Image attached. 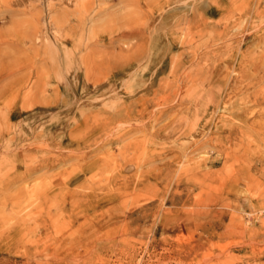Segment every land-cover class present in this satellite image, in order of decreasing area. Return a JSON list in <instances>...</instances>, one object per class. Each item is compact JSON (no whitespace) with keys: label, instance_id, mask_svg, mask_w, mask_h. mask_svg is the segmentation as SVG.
I'll use <instances>...</instances> for the list:
<instances>
[{"label":"rangeland","instance_id":"obj_1","mask_svg":"<svg viewBox=\"0 0 264 264\" xmlns=\"http://www.w3.org/2000/svg\"><path fill=\"white\" fill-rule=\"evenodd\" d=\"M135 1L75 0L69 9L60 0H35L33 17L0 2V68L27 55L35 65L16 71L19 80L0 79V264H264V0ZM44 27L47 43L38 41ZM30 29L32 44L24 36ZM109 58L119 71L100 70ZM125 107L130 117H114Z\"/></svg>","mask_w":264,"mask_h":264},{"label":"bare ground","instance_id":"obj_2","mask_svg":"<svg viewBox=\"0 0 264 264\" xmlns=\"http://www.w3.org/2000/svg\"><path fill=\"white\" fill-rule=\"evenodd\" d=\"M39 1H40V0H39ZM44 1H45V0H44ZM60 1H63V3L66 2V6H69V9H70V5L74 4V1H75V0H68V1H66V0H60ZM76 1H77V0H76ZM82 1H83V0H82ZM85 1H86V0H85ZM131 1H132V0H131ZM133 1H134V0H133ZM136 1H137V0H136ZM136 1H135V2H136ZM138 1L140 2V1H142V0H138ZM174 1H176V0H174ZM177 1H178V0H177ZM256 1H257V0H256ZM0 2H2L1 4H3V2H4L5 5H7V6H11V5L14 6V7H15V10H16L15 12H17L18 14H22V15H30V14L32 13V11H35L34 8H35V6H36L35 3H34L35 0H0ZM53 2H54V1H53ZM145 2H147V0H145ZM145 2H144V3H145ZM148 2H149V1H148ZM178 2H179V1H178ZM189 2H190V1H189ZM198 2H200V1H198ZM198 2H196V3H198ZM260 2L262 3V1H260ZM42 3H43V2H42ZM42 3H41V5H43ZM58 3H59V1H58ZM137 3H138V2H137ZM137 3H136V4H137ZM196 3H194V4H196ZM201 3H202V1H201ZM254 3H255V2H254ZM263 3H264V2H263ZM37 4H38V3H37ZM45 4H46V2H45ZM187 4H188V2H187ZM192 4H193V3H192ZM259 4H260V3H259ZM47 5H48V4H47ZM50 5H51V4H50ZM74 5H75V4H74ZM87 5L89 6V4H87ZM87 5H86V6H87ZM137 5H139V4H137ZM137 5H136V6H137ZM149 5H150V4H147V6H149ZM196 5H197V4H196ZM261 5H262V4H261ZM136 6H134L133 8H136ZM42 7H43V6H42ZM58 7H59V6H58ZM62 7H63V6H62ZM64 7H65V5H64ZM71 7H72V6H71ZM139 7L142 8L140 5H139ZM149 7L152 9L151 6H149ZM193 7H194V6H193ZM254 7H255V6H254ZM256 7H257V5H256ZM53 8H54V7H53ZM67 8H68V7H67ZM177 8H178V7H177ZM190 8H191V7H190ZM245 8H246V7H245ZM247 8H248V6H247ZM39 9H41V8H39ZM142 9H143V8H142ZM46 10H47V9H46ZM102 10H103V9H102ZM133 10H134V9H133ZM135 10H136V9H135ZM138 10H139V9H138ZM138 10H137V11H138ZM140 10H141V9H140ZM254 10H255V9H254ZM257 10H258V9H257ZM257 10H256V12H257ZM37 11H38V10H37ZM40 11H41V10H40ZM50 11H51V10H50ZM50 11H49V12H50ZM57 11H58V10H57ZM59 11H62V12H63V10H61V9H60ZM127 11H128V10H127ZM127 11H126V12H127ZM149 11H150V10H149ZM93 12H94V11H93ZM95 12H96V11H95ZM95 12H94V13H95ZM106 12H107V10H106ZM106 12H105V13H106ZM128 12H129V11H128ZM143 12H144V11H143ZM196 12H197V11H196ZM47 13H48V12H47ZM57 13H59V12H57ZM60 13H61V12H60ZM137 13H138V12H137ZM141 13H142V12L140 11V14H141ZM150 13H151V12H150ZM198 13H200V12H198ZM39 14H40V13H39ZM110 14H111V13H110ZM144 14H145V13H144ZM152 14H154V13H152ZM22 15H21V16H22ZM40 15H41V14H40ZM54 15H55V14H54ZM65 15H66V14H65ZM101 15H102V14H101ZM127 15H128V14H127ZM192 15H193V14H192ZM198 15H199V14H198ZM258 15H259V14H258ZM30 16H31V15H30ZM47 16H48V15H47ZM52 16H53V15H52ZM52 16H51V20H52ZM63 16H64V15H63ZM98 16H99V15H98ZM130 16H131V15H130ZM132 16H134V15L132 14ZM196 16H197V15H196ZM19 17H20V16H19ZM31 17H33V16H31ZM70 17H71V16H70ZM90 17H91V16H90ZM90 17H89V19H90ZM102 17H103V16H102ZM111 17H112V16H111ZM144 17H145V16H144ZM38 18H39V17H38ZM98 18H99V17H98ZM112 18H113V17H112ZM115 18H116V17H115ZM130 18H131V17H130ZM146 18H147V17H146ZM158 18H159V16H158ZM190 18H191V17H190ZM197 18H198V17H197ZM19 19H20V18H19ZM19 19H18V20H19ZM36 19H37V18H36ZM49 19H50V17H49ZM94 19H95V18H94ZM96 19H97V18H96ZM96 19H95V20H96ZM22 20H23V19H22ZM26 20H27V19H26ZM95 20H94V21H95ZM119 20H120V19H119ZM119 20H116V22L119 21ZM123 20H124V19H123ZM157 20H158V19H157ZM157 20H156V21H157ZM8 21H9V20H8ZM10 21H12V20H10ZM43 21H44V20H43ZM48 21H49V20H48ZM70 21H72V20H70ZM112 21H114V20H112ZM205 21H207V20H204V22H205ZM220 21H221V20H220ZM6 22H7V21H6ZM6 22H5V23H6ZM18 22H19V21H18ZM18 22H15V20L12 21V23L15 24V25H16ZM29 22H30V21H29ZM50 22H51V21H50ZM110 22H111V21H110ZM194 22H195V21H194ZM30 23H31V22H30ZM38 23H40V22H38ZM42 23H43V22H41V24H42ZM48 23H49V22H48ZM112 23H113V22H112ZM112 23H111V24H112ZM130 23H131V22H130ZM157 23H158V22H157ZM198 23H199V22H198ZM201 23H202V22H201ZM222 23H223V22H222ZM222 23H221V24H222ZM2 24H3V23H2ZM22 24H23V23H22ZM31 24H32V23H31ZM51 24H53V23H51ZM54 24H55V22H54ZM66 24H67V23H66ZM89 24H90V23H89ZM114 24H115V23H114ZM124 24H125V23H124ZM136 24H137V23H136ZM202 24H203V23H202ZM236 24H237V23H236ZM238 24H239V23H238ZM245 24H246V23H245ZM120 25H121V24H120ZM128 25H129V24H128ZM128 25H127V26H128ZM131 25H132V24H131ZM137 25H138V24H137ZM212 25H213V24H212ZM214 25H217V27L220 26V25H218L217 22H216V24H214ZM227 25H230V23L227 24ZM239 25H240V24H239ZM243 25H244V24H243ZM22 26H23V25H22ZM53 26H54V25H53ZM89 26H90V25H89ZM112 26H113V25H112ZM117 26H118V25H116V27H117ZM129 26H130V25H129ZM153 26H154V25H153ZM199 26H200V25H199ZM221 26H222V25H221ZM221 26H220V27H221ZM225 26H226V25H225ZM249 26H250V25H249ZM29 27H30V26H29ZM51 27H52V26H51ZM66 27L69 28L70 25H68V26H66ZM66 27H65V28H66ZM71 27H72V26H71ZM87 27H88V26H87ZM99 27H100V26H99ZM116 27H114V29H115ZM120 27H121V26H120ZM201 27H202V26H201ZM226 27H227V26H226ZM229 27H230V26H229ZM237 27H238V26H237ZM243 27H244V26H243ZM255 27H256V26H255ZM44 28H45V27H44ZM55 28H56V27H55ZM55 28H53V29H54V30H53V34L55 35V38H57V39L59 40V39L61 38V36H60V35H61V30H60L59 28H56V29H55ZM65 28H63V29L65 30ZM72 28L75 29L74 27H72ZM91 28H92V27H91ZM91 28H90V29H91ZM173 28H175V27H173ZM224 28H225V27H224ZM6 29H8V28H6ZM15 29H16V28H15ZM37 29H38V28H37ZM70 29H71V28H70ZM88 29H89V28H88ZM88 29L86 28V31H87ZM90 29H89V30H90ZM92 29H93V28H92ZM98 29H99V28H98ZM98 29H97V30H98ZM102 29H104V28H102ZM116 29H117V28H116ZM140 29H141V28H140ZM241 29H242V28H241ZM246 29H247V27H246ZM248 29H249V28H248ZM250 29H251V28H250ZM16 30H17V29H16ZM32 30H33V29L27 30L26 35H24L25 37H27V38H25V39H28L30 42H31V40H32V39H31V36L33 35V32L35 33V31H34V30L32 31ZM80 30H81V29H80ZM104 30H105V29H104ZM110 30H112L111 27H110ZM137 30H138V29H137ZM167 30H168V29H167ZM170 30H171V29H170ZM174 30H175V29H174ZM176 30H179V31H180V29H178V28H176ZM176 30H175V31H176ZM225 30H226V28H225ZM225 30L223 31L224 33H225ZM231 30H232V29H231ZM239 30H240V29H239ZM0 31L2 32L1 29H0ZM12 31H13V30H12ZM69 31H70V30H69ZM90 31H91V30H90ZM94 31H95L96 34H97L98 31H96V28H95ZM101 31H102V30H101ZM115 31H116V30H115ZM120 31H121V30H120ZM140 31H141V30H140ZM171 31H172V30H171ZM208 31H209V30H208ZM229 31H230V30H229ZM229 31H228V32H229ZM4 32H5V30H4ZM13 32H15V31H13ZM16 32H17V31H16ZM109 32H112V31H109ZM118 32H119V31H118ZM121 32H122V31H121ZM164 32H165V31H164ZM164 32H163V33H164ZM192 32H193V30H192ZM196 32H197V31H195V33H196ZM243 32H244V31H243ZM253 32H254V31H253ZM24 33H25V32H24ZM70 33H71V32H70ZM73 33H74V31H73ZM76 33H77V32H76ZM85 33H86V32H85ZM87 33H88V32H87ZM99 33L102 34L103 32H102V33H101V32H98L97 35H99ZM106 33H107V32H106ZM112 33L114 34V32H112ZM171 33H172V32H171ZM206 33H207V32H206ZM15 34H16V33H15ZM21 34H22V33H21ZM39 34H40V33H39ZM39 34H38V36H39ZM62 34H63V33H62ZM113 34H112V35H113ZM118 34H119V33H117V35H118ZM148 34H149V36L147 35V32H146V31H142L141 34H140V36H142L143 40H145V38H146V41L148 40V43H150V45L152 46V44H151L152 39L150 38L151 35H150V33H148ZM161 34H162V33H161ZM189 34H190V33H189ZM201 34H202V33H201ZM220 34H223V33H220ZM250 34H251V33H250ZM250 34H249V35H250ZM252 34H254V33H252ZM9 35H10V34H9ZM71 35H72V34H71ZM71 35H69V36H71ZM73 35H74V34H73ZM87 35H88V34H87ZM104 35H105V34H104ZM162 35H163V34H162ZM185 35H187V33H186ZM190 35H191V34H190ZM190 35H189V37H190ZM214 35H215V33H214ZM3 36H5V35H3ZM3 36H2V37H3ZM33 36H35V35H33ZM33 36H32V37H33ZM52 36H53V35H52ZM121 36H122V35H121ZM134 36H135V30H134V33H125V34H123V37H128V38H129V37H134ZM157 36H158V35H157ZM170 36H171V35H170ZM175 36H176V32H175ZM178 36H179V35H178ZM191 36H192V35H191ZM208 36H209V35H208ZM210 36H211V35H210ZM6 37H7V36H6ZM18 37H19V38H18ZM53 37H54V36H53ZM98 37H99V36H98ZM108 37H109V36H108ZM137 37H138V36H137ZM153 37H154V36H153ZM159 37H160V36H159ZM185 37H187V36H185ZM219 37H220V36H219ZM87 38H88V36H87ZM90 38H91V37H90ZM104 38H105V37H104ZM118 38H119V37H118ZM121 38H122V37H121ZM163 38H164V37H163ZM167 38H168V37H167ZM174 38H176V37H174ZM187 38H188V37H187ZM6 39H8V38H6ZM11 39H12V37H11ZM15 39H17V40H16V45L19 46V44H20V45L22 44V41H23V40H22V38H21L20 36H18V34H16V36L14 37L13 40H15ZM49 39H50V31H49L47 28H45V29L42 30V32H41V34H40V36H39L38 41L40 42V41H42V40H45V41L47 40V41H46V43H47ZM51 39H52V38H51ZM61 39H62V38H61ZM178 39H179V38H178ZM184 39L186 40V38H184ZM2 40H3V39H2ZM99 40H100V39H99ZM107 40H108V39H107ZM122 40H123V39H122ZM124 40H125V38H124ZM130 40H131V39H130ZM155 40H157V41H156V44H155V47H154V48H155L156 51H157V48L160 46V45L157 46V44L161 43L162 41H161V40H158V38H156ZM182 40H183V39H182ZM191 40H192V42H193V38H192ZM200 40H201V39H200ZM213 40H214V39H213ZM218 40H219V39H218ZM34 41H37V40H34ZM127 41H128V40H127ZM127 41H126V42H127ZM177 41H179V40H177ZM24 42H25V40H24ZM26 42H28V41H26ZM58 42H59V41H58ZM144 42H145V41H144ZM144 42H142V43H144ZM185 42H187V41H185ZM28 43H29V42H28ZM28 43H27V44H28ZM32 43H33V42H31V44H32ZM36 43H37V42H36ZM46 43H45V44H46ZM63 43H64V42H63ZM84 43H85V42H84ZM87 43H88V42H87ZM87 43H86V44H87ZM100 43H101V42H100ZM145 43H146V42H145ZM171 43H172V42H171ZM173 43H174V42H173ZM181 43H182V42H181ZM190 43H191V42H190ZM190 43H189V44H190ZM196 43H197V42H196ZM202 43H203V42H202ZM86 44H85V47H86ZM191 44H192V43H191ZM213 44H214V43H213ZM241 44H242V43H241ZM7 45H8V44H7ZM11 45H12V44H11ZM11 45H10V46H11ZM14 45H15V44H14ZM25 45H26V44H25ZM25 45H24V46H25ZM50 45H51V44H50ZM59 45H60V44H59ZM87 45H88V44H87ZM118 45H119V44H118ZM142 45H145V44H142ZM161 45H162V44H161ZM181 45H182V44H181ZM228 45H229V44H228ZM237 45H238V44H237ZM39 46H40V44H39ZM95 46H96V45H95ZM100 46H101V45H100ZM115 46H116V45H115ZM145 46H146V45H145ZM151 46H150V48H151ZM170 46H171V45H170ZM188 46H189V45H188ZM225 46H226V45H225ZM20 47H21V46H20ZM29 47H30V46H29ZM40 47H41V46H40ZM105 47H106V46H105ZM122 47H123V46H122ZM132 47H133V46H132ZM162 47H163V46L160 47L161 50H162ZM183 47H184V46H183ZM208 47H209V46H208ZM234 47H235V46H234ZM247 47H248V46H247ZM14 48H15V47H14ZM16 48H17V47H16ZM22 48H23V46H22ZM22 48H21V49H22ZM35 48H36V47H35ZM82 48H83V47H82ZM108 48H109V47H108ZM108 48L105 49V50L108 51L109 49H111V48H109V49H108ZM133 48L135 49L136 46H134ZM141 48H142V46H141ZM143 48H144V46H143ZM160 48H158V49H160ZM226 48H227V47H226ZM245 48H246V47H245ZM9 49H10V48H9ZM17 49H19V48H17ZM48 49H49V48H48ZM50 49H51V48H50ZM94 49H95V48H94ZM112 49H113V48H112ZM169 49H170V48H169ZM189 49H190V48H189ZM213 49H214V48H213ZM12 50H14V49H12ZM77 50H78V49H77ZM80 50H81V49H80ZM131 50H132V49H131ZM170 50H171V49H170ZM223 50H224V49H223ZM223 50H222V51H223ZM228 50H229V47H228ZM5 51H6V50H5ZM15 51H16V49L14 50V52H15ZM18 51H20V50H18ZM21 51H22V53H25V52H26L25 50H24V52H23V49H22ZM29 51H30V50H29ZM32 51H33V49H32ZM91 51H92V50H90V52H91ZM129 51H130V50H129ZM132 51H133V50H132ZM134 51H136V50H134ZM152 51H154V50H152ZM183 51H184V50H183ZM199 51H200V50H199ZM212 51H213V50H212ZM217 51H218V50H217ZM43 52L45 53V51H43ZM99 52H100V51H99ZM104 52H105V51H104ZM185 52H186V51H185ZM201 52H202V50H201ZM201 52H200V54H201ZM207 52H208V51H207ZM224 52H225V51H224ZM15 53H16V52H15ZM22 53L20 54L21 57L24 56V54H22ZM37 53H38V52H37ZM87 53L89 54V52H87ZM91 53H92V52H91ZM91 53H90V54H91ZM95 53H96V51H95ZM121 53H125V52H121ZM130 53H131V51H130ZM132 53H133V52H132ZM180 53H181V52H180ZM190 53H191V52H190ZM202 53H203V52H202ZM245 53H246V52H245ZM88 54H86V55H88ZM98 54H99V53H98ZM102 54H103V53H102ZM128 54H129V53H128ZM168 54H169V53H168ZM188 54H189V52H188ZM195 54H196V52H195ZM200 54H199V55H200ZM204 54H205V53H204ZM219 54H220V53H219ZM0 55H2V54H0ZM6 55H7V54H6ZM9 55H10V54H9ZM9 55H7V56H9ZM14 55H17L16 57L19 56L18 53L14 54ZM25 55H27V54H25ZM34 55L36 56V54H34ZM40 55H41V54H40ZM55 55H56V54H55ZM95 55H96V54H95ZM106 55H107V54H106ZM146 55H147V54H146ZM163 55H164V54H163ZM176 55H177V54H176ZM178 55H180V54H178ZM181 55H182V54H181ZM199 55H198V56H199ZM220 55H221V54H220ZM238 55H239V54H238ZM246 55H247V54H246ZM27 56H28V57H27ZM27 56H25V59H26V60H24L23 58H22L23 60H20V59L17 58V60H15V63H9V64H5V65H3V67L0 68V69H1V70H0V75H1V76H0V79H1L3 82H4V80H13V79H14V81L19 80L20 77L17 78V77H18V74L15 73V72H16V71L19 72L20 70H23L24 68H27V67H26L27 65L29 66L30 63H31V65H32V63L34 62V61L32 60V58H31V62H30V59H29V56H30V55H27ZM44 56H45V55H44ZM91 56H92V54H91ZM96 56H97V55H96ZM103 56H104V55H102V58H103ZM110 56H111V55H110ZM169 56H170V55H169ZM171 56H172V55H171ZM174 56H175V55H174ZM191 56H192V53H191ZM193 56H194V55H193ZM195 56H196V55H195ZM195 56H194V57H195ZM202 56H203V55H202ZM2 57H3V56H2ZM30 57H31V56H30ZM36 57H37V56H36ZM46 57H47V56H46ZM50 57H51V55H50ZM53 57H54V56H53ZM93 57H94V55H93ZM99 57H100V54H99ZM106 57H107V56H106ZM128 57H130V55H128ZM151 57H152V54H151ZM178 57H179V56H178ZM194 57H193V58H194ZM200 57H201V56H200ZM207 57H208V56H207ZM211 57H212V56H211ZM211 57H210V58H211ZM228 57H229V56H228ZM33 58H35V57H33ZM37 58H38V57H37ZM43 58H44V57H43ZM47 58H48V57H47ZM81 58H83V56L81 57V55H80V56H79V59H81ZM86 58H87V57H86ZM97 58H98V57H96V59H97ZM107 58H108V57H107ZM130 58H132L131 60H134L133 57H130ZM142 58H143V57H142ZM154 58H155V57H154ZM158 58H159V57H158ZM166 58H167V57H166ZM220 58H221V57H220ZM235 58H236V57H235ZM245 58H246V57H245ZM56 59H57V57H56ZM103 59H104V58H103ZM109 59H110V58H109ZM207 59H209V58H207ZM225 59H226V57H225ZM237 59H238V58H237ZM241 59H242V58H241ZM3 60H4V59H3ZM3 60L0 59L1 62H2ZM38 60H39V59H38ZM50 60H52V59H50ZM81 60H82V59H81ZM81 60H80V61H81ZM90 60H93V58H92V59L90 58ZM94 60H95V59H94ZM94 60H93L92 62H94ZM98 60H99V58H98ZM100 60H101V58H100ZM114 60H118V59L115 58ZM173 60H174V59H173ZM177 60H178V58H177ZM195 60H196V59H195ZM197 60H198V59H197ZM211 60H212V59H211ZM7 61H8V60H7ZM40 61H41V60H40ZM96 61H97V60H96ZM96 61H95V62H96ZM107 61H108V60H107ZM156 61H157V60H156ZM200 61H202V60H200ZM206 61H207V60H205V62H206ZM220 61H221V60H220ZM237 61H238V60H237ZM237 61H236V62H237ZM245 61H246V60H245ZM52 62H53V60H52ZM81 62H82V61H81ZM108 62H109V61H108ZM121 62H122V59H121ZM134 62H136V61H134ZM148 62H149V61H148ZM151 62H152V60H151ZM173 62H174V61H173ZM176 62H177V61H176ZM196 62H197V61H196ZM203 62H204V61H203ZM210 62H211V61H210ZM234 62H235V61H234ZM242 62H243V61H242ZM242 62H241V63H242ZM46 63H47V62H46ZM62 63H64V62H62ZM170 63H171V61H170ZM198 63H200V62H198ZM198 63H197V64H198ZM243 63H244V62H243ZM245 63H246V62H245ZM77 64H78V63H77ZM91 64L94 65V63H91ZM162 64H163V63H162ZM177 64H178V62H177ZM231 64H232V63H231ZM237 64H238V63H237ZM249 64H250V63H249ZM33 65H34V63H33ZM57 65H58V64H57ZM69 65H70V64H69ZM82 65H83V64H82ZM88 65H89V64H88ZM95 65H96V64H95ZM141 65H142V64H141ZM179 65L181 66V64H179ZM179 65H178V66H179ZM203 65H204V64H203ZM207 65H208V64H207ZM212 65H214V64H212ZM245 65H246V64H245ZM60 66H61V65H60ZM65 66H66V65H65ZM70 66H71V65H70ZM83 66H85V65H83ZM129 66H130V65H129ZM147 66H148V65H147ZM150 66H151V63H150ZM195 66H196V65H195ZM235 66H236V65H235ZM240 66H241V64H240ZM243 66H244V64H243ZM246 66H247V65H246ZM34 67H35V65H34ZM42 67H44V66H42ZM42 67H41V68H42ZM66 67H67V66H66ZM77 67H78V66H77ZM100 67H101L100 70H102L103 68H107V69L109 68V69H108L109 71H111V70L114 69V71L116 72V71H119V69L121 68V65H120L117 61H111V59H110V63H103V62H102V64H100ZM159 67H160V66H159ZM182 67H183V64H182ZM201 67H202V66H201ZM238 67H239V66H238ZM254 67H255V66H254ZM29 68H30V66H29ZM31 68H32V66H31ZM38 68H39V67H38ZM44 68H45V67H44ZM44 68H43V70H44ZM83 68H84V67H83ZM92 68H93V66H92ZM92 68H91V69H92ZM94 68H96V66H95ZM94 68H93V69H94ZM131 68H132V67H131ZM131 68H130V69H131ZM148 68H149V66L147 67V69H148ZM162 68H163V67H162ZM178 68H180V67H177L176 69H178ZM197 68H198V67H197ZM212 68H213V66H212ZM222 68H223V67H221V69H222ZM233 68H234V66H233ZM255 68H256V67H255ZM255 68H254V69H255ZM33 69H34V68H33ZM33 69H32V71H33ZM60 69H62V68H60ZM78 69H79V68H78ZM91 69H90V71H91ZM141 69H142V68H141ZM173 69H174V68H173ZM176 69H175V70H176ZM193 69H194V68H193ZM202 69H204V67H203ZM208 69H210V68H208ZM221 69H220V70H221ZM226 69H227V68H226ZM28 70H29V69H28ZM63 70H64V69H63ZM69 70H70V69H69ZM71 70H72V69H71ZM71 70H70V71H71ZM76 70H77V69H76ZM81 70H82V69H81ZM84 70H85V69H84ZM84 70H83V72H84ZM123 70H124V69H123ZM180 70H181V69H180ZM206 70H207V69H206ZM206 70H205V71H206ZM211 70H212V69H211ZM217 70H218L219 73H220V70H219V69H217ZM223 70H224V69H223ZM223 70H222V71H223ZM243 70H244V68H243ZM23 71H25V70H23ZM58 71H59V70H58ZM61 71H62V70H61ZM65 71H66V70H65ZM93 71H94V70H93ZM95 71H97V70H95ZM106 71H107V70H106ZM106 71H105V72H106ZM137 71H138V70H137ZM170 71H171V70H170ZM177 71H178V70H177ZM198 71H201V70L198 68ZM203 71H204V70H203ZM222 71H221V73H222ZM227 71H228V70H227ZM232 71H233V70H232ZM255 71H256V70H255ZM56 72H57V71H56ZM80 72H81V71H80ZM80 72H79V73H80ZM103 72H104V71H103ZM124 72H125V71H124ZM128 72H129V71H128ZM128 72H127V73H128ZM174 72H176V71H174ZM190 72H191V71H190ZM190 72H189V74H188V72L185 73V74H187L186 77L190 76V74H192L191 76L193 77V76H194V75H193L194 72H196L195 74H198L197 71H194L193 73H190ZM258 72H259V69H258ZM36 73H38V72H36ZM62 73H63V72H62ZM66 73H68V71L65 72L64 74H66ZM77 73H78V72H77ZM96 73H98V72H96ZM100 73H101V72H100ZM100 73H99V74H100ZM155 73H156V72H155ZM160 73H161V72H160ZM162 73H163V71H162ZM172 73H173V72H172ZM219 73H218V77H219ZM228 73H229V72H228ZM25 74H27V73H25ZM25 74H24V73H23V74L19 73V75H22V76H25ZM68 74H70V73H68ZM68 74H66V75H68ZM81 74H82V72H81ZM102 74H103V73H102ZM106 74H107V72H106ZM108 74H109V73H108ZM145 74H146V73H145ZM164 74H165V72H164ZM168 74H169V73H168ZM208 74H209V72H208ZM254 74H256V72H255ZM29 75L31 76V73L28 74V76H29ZM48 75H49V74H48ZM48 75H46V76H48ZM77 75H78V74H77ZM79 75H80V74H79ZM86 75H87V74H86ZM103 75H104V74H103ZM111 75H112V74H111ZM135 75H136V74H135ZM152 75H153V74H152ZM210 75H211V74H210ZM220 75H221V74H220ZM252 75H253V74H252ZM22 76H21V79H22ZM28 76H26V78L24 77V78H23V79H24L23 81H25V79H27ZM37 76H38V74H37ZM43 76H45V75H43ZM49 76H50V75H49ZM52 76L55 77L53 74H52ZM60 76H61V74H60ZM64 76H65V75H64ZM139 76H140V74H139ZM199 76H200V75H199ZM199 76H198L197 78H199ZM207 76H208V75H207ZM216 76H217V75H216ZM243 76H244V75H243ZM245 76H247V75H245ZM245 76H244V77H245ZM248 76H250V75H248ZM248 76H247V77H248ZM253 76H255V75H253ZM50 77H51V76H50ZM84 77H85V76H84ZM106 77H107V76H106ZM140 77H141V76H140ZM143 77H144V76H143ZM145 77H146V76H145ZM148 77H149V76H148ZM166 77H167V76H166ZM168 77H169V76H168ZM180 77H181V75H180ZM184 77H185V76H184ZM240 77H241V76H240ZM256 77H257V76H256ZM16 78H17V79H16ZM43 78H44V77H43ZM80 78H81V77H80ZM82 78H83V76H82ZM89 78H90V77H89ZM91 78L93 79V77H91ZM91 78H90V79H91ZM116 78H117V77H116ZM129 78H130V77H129ZM159 78H160V75H159ZM164 78H165V77H164ZM241 78H243V77H241ZM46 79H47V78H46ZM55 79H56V78H55ZM77 79H78V77H77ZM84 79H85V78H84ZM92 79H91V81H92ZM108 79H109V76H108ZM151 79H152V78H151ZM151 79H150V81H151ZM186 79H187V78H186ZM189 79H191V78H189ZM195 79H196V77H195ZM217 79H218V78H217ZM243 79H244V78H243ZM61 80H62V79H61ZM82 80H83V79H82ZM93 80H94V82H95V79H93ZM96 80H97V79H96ZM100 80H101V79H100ZM113 80H115V79H113ZM180 80H182V82H183L184 78H183V79H180ZM192 80L194 81L193 78H192ZM201 80H202V79H201ZM203 80H204V79H203ZM209 80H210V79H209ZM211 80H213V79H211ZM42 81H44V80L42 79ZM46 81H47V80H46ZM46 81H45V82H46ZM55 81H56V80H55ZM64 81H65V80H64ZM88 81H89V79H88ZM91 81H90L89 83H92V82H93V81H92V82H91ZM104 81H105V80H104ZM104 81H103V82H104ZM171 81H172V80H171ZM177 81H178V80H177ZM187 81H188V80H187ZM189 81H190V80H189ZM213 81H214V80H213ZM213 81H212V82H213ZM252 81L254 82V80H252ZM255 81H256V80H255ZM0 82H1V81H0ZM28 82H29V79H28ZM35 82H36V81H34V83H35ZM51 82H52V81H51ZM61 82H62V81H61ZM65 82H66V81H65ZM101 82H102V81L99 82V80H98V83H99V84H100ZM103 82H102V83H103ZM106 82H107V81H106ZM184 82H185V81H184ZM196 82H197V81H196ZM43 83H44V82H43ZM43 83H41V85H42ZM96 83H97V81H96ZM108 83H109V82H108ZM147 83H148V82H147ZM165 83H166V81H165ZM165 83H162V84L165 85ZM187 83H188V82H187ZM251 83H252V82H251ZM1 84H2V83H1ZM6 84H7V81H6ZM6 84H5L4 87H6ZM11 84H13V83H11ZM25 84H26V83H25ZM25 84H24V85H25ZM27 84H28V83H27ZM46 84H47V83H46ZM92 84H94V83H92ZM105 84H106V83H105ZM162 84H161V85H162ZM173 84H175V82H173ZM196 84H197V83H196ZM3 85H4V84H3ZM8 85H10V83H9ZM24 85H23V86H24ZM103 85H104V84H103ZM144 85H145V84H144ZM146 85H147V84H146ZM149 85H150V84H149ZM161 85H160V86H161ZM193 85H194V84H193ZM208 85H209V84H208ZM212 85H213V84H212ZM16 86H17V85H16ZM26 86H27V85H26ZM42 86H43V85H42ZM42 86H41L40 91L42 90L41 92L43 93V91H45V90L42 89ZM44 86H45V85H44ZM44 86H43V87H44ZM61 86H62V85H61ZM72 86H73V85H72ZM74 86H75V85H74ZM158 86H159V85H158ZM173 86H174V85H172L171 88H173ZM191 86H192V85H191ZM191 86H189V87H191ZM209 86H211V85H209ZM209 86H208V87H209ZM17 87H19V85H18ZM46 87H47V86H45V89H46ZM128 87H129V86H128ZM156 87H157V86H156ZM165 87H166V86H165ZM167 87H168V86H167ZM189 87L186 86L187 89H188ZM195 87H196V86H195ZM198 87H199V86H198ZM252 87H254V86H252ZM0 88H2V85H1ZM6 88H8V87H6ZM6 88H4V89H6ZM13 88H14V87H13ZM21 88H22V87H21ZM21 88H19V89L21 90ZM32 88H33V87L31 86V88H30L31 91H32ZM64 88H65V87H64ZM72 88H73V87H72ZM118 88H119V87H118ZM126 88H127V87H126ZM126 88H125V90H126ZM168 88H169V87H168ZM15 89H16V88H14L13 90H15ZM19 89H18V94H21V92H20ZM99 89H100V88H99ZM119 89H120V88H119ZM123 89H124V88H123ZM187 89H186V90H187ZM6 90H7V89H6ZM6 90H4V92H5ZM35 90H36V89H35ZM56 90H57V89H56ZM59 90H60V89H59ZM63 90H64V89H63ZM65 90H66V89H65ZM101 90H102V88H101ZM129 90H130V89H129ZM129 90H127V91H129ZM135 90H136V89H135ZM146 90H148V89H146ZM158 90H159V89H158ZM163 90H164V88H163ZM163 90H162V91H163ZM189 90H190V92L192 91L191 89H189ZM202 90H203V89H202ZM202 90H201V91H202ZM254 90H255V89H254ZM36 91H37V90H36ZM82 91H83V90H82ZM82 91H81V92H82ZM96 91H97V90H96ZM11 92H12V91H11ZM66 92H67V91H66ZM101 92H102V91H101ZM107 92H108V91H107ZM119 92H120V91H119ZM187 92H188V91H187ZM199 92H200V91H199ZM199 92H198V93H199ZM233 92H234V91H233ZM255 92H256V90H255L253 93H255ZM257 92H258V91H257ZM58 93H59V92H58ZM58 93H57V94H58ZM94 93H95V92H94ZM127 93H128V92H127ZM140 93H141V92H140ZM143 93H144V91H143ZM150 93H151V92H150ZM170 93H172V92H170ZM5 94H9V93H5ZM5 94L2 93L3 96H4ZM25 94H26V93H24V95H25ZM32 94H34L33 91H32ZM48 94H50V93H48ZM62 94H63V93H62ZM62 94H60V96H61ZM69 94H70V93H68V95H69ZM82 94H83V93H82ZM84 94H85V93H84ZM95 94H96V93H95ZM110 94H111V93H110ZM112 94H113V93H112ZM112 94H111V95H112ZM145 94H146V92H145ZM157 94H158V93H157ZM157 94H156V95H157ZM160 94H161V93H160ZM35 95H36V94H35ZM35 95H34V96H35ZM101 95H102V94H101ZM103 95H105V94L103 93ZM115 95H118V94H115ZM135 95H136V94H135ZM135 95H133V96H135ZM141 95H142V94H141ZM143 95H144V94H143ZM143 95H142V96H143ZM152 95H153V93H152ZM186 95H187V94H186ZM5 96H7V95H5ZM13 96H15V94H14ZM28 96H29V97L31 96V97L29 98ZM58 96H59V95H58ZM58 96H57V97H58ZM66 96H67V95H66ZM73 96H74V95H73ZM73 96H72V97H73ZM129 96H130V94H129ZM161 96H162V95H161ZM166 96H167V94L164 96V97H165V99H164L165 101H166ZM196 96H197V95H196ZM254 96H255V95H254ZM17 97H18V95H17ZM27 97H28V100H26ZM63 97H64V96H63ZM86 97H87V96H86ZM86 97H85V98H86ZM90 97H91V96H90ZM117 97H118V96H117ZM125 97H126V96H125ZM152 97L154 98V96H152ZM155 97H156V96H155ZM3 98H5V97H3ZM26 98H25L24 100L30 102L31 99H32V95H29V94H28V95L26 96ZM33 98L35 99V97H33ZM76 98H77V97H76ZM137 98H138V97H137ZM157 98H158V97H157ZM161 98H162V97H161ZM161 98H160V99H161ZM167 98H169V97H167ZM171 98H172V96H171ZM184 98H185V97H184ZM187 98H188V97H187ZM194 98H195V97H194ZM194 98H193V99L191 98V100H194V101H195ZM12 99H13V97H12ZM29 99H30V101H29ZM34 99H33V102H31V103H37L36 100H34ZM37 99H38V98H37ZM80 99H81V98H80ZM90 99H91V98H90ZM92 99H93V98H92ZM111 99H112V98H111ZM162 99H163V98H162ZM230 99H231V98H230ZM16 100H17V98H16ZM18 100H19V99H18ZM18 100H17V101H18ZM58 100H59V99H58ZM61 100H62V99H61ZM75 100H76V99H75ZM83 100H84V99H83ZM95 100H97V99H95ZM102 100H103V99H102ZM104 100H105V99H104ZM186 100H187V99H186ZM191 100H190V101H191ZM1 101H2V103H3L4 100H3V99H0V102H1ZM10 101H11V100H10ZM17 101H15L14 103H16ZM22 101H23V100H22ZM26 101H23V102L25 103V106H26V104H29V103L26 102ZM34 101H35V102H34ZM38 101H39V100H38ZM45 101H46V100H45ZM79 101H80V100H79ZM155 101H156V100H155ZM160 101H161V100H160ZM165 101H164V102H165ZM184 101H185V100H184ZM40 102H41V101H40ZM60 102H61V101H60ZM69 102H70V101H69ZM86 102H87V101H86ZM101 102H103V101H101ZM104 102H105V101H104ZM113 102H114V101H113ZM135 102H136V101H135ZM138 102H139V101H138ZM146 102H147V101H146ZM151 102H152V101H151ZM24 103H23V104H24ZM42 103H43V102H41V105H43ZM80 103H81V102H80ZM92 103H93V101H92ZM110 103H111V102H110ZM159 103H160V102H159ZM252 103H253V102H252ZM16 104H17V103H16ZM16 104H15V106H16ZM39 104H40V103H39ZM48 104L50 105V104H52V103H48ZM98 104H99V103H98ZM108 104H109V103H108ZM116 104H117V102H116ZM123 104H124V103H123ZM150 104H151V103H150ZM150 104H149V105H150ZM168 104H169V103H168ZM183 104H184V103H183ZM187 104H188V103H187ZM34 105H36V104H34ZM37 105H38V104H37ZM78 105H79V104H78ZM84 105H85V104H84ZM124 105H125V104H124ZM151 105H152V104H151ZM153 105H154V103H153ZM194 105H195V104H194ZM4 106H5V104H4ZM15 106L13 105L14 108H16ZM21 106L25 108V106H23V105H21ZM27 106H29V105H27ZM27 106H26V107H27ZM32 106H33V104H32ZM56 106H57V105H56ZM61 106H62V105H61ZM85 106H86V105H85ZM105 106H106V105L104 104V107H105ZM155 106H156V105H155ZM155 106H151V107L153 108V107H155ZM185 106H186V104H185ZM190 106H191V105H190ZM255 106H256V105H255ZM7 107H8V106H7ZM38 107H39V106H38ZM38 107H37V108H38ZM43 107H44V105H43ZM43 107H42V108H43ZM78 107H79V106H78ZM102 107H103V106H102ZM109 107H110V106H109ZM159 107H160V106H159ZM162 107H163V105H162ZM203 107H204V106H203ZM257 107H258V106H257ZM257 107H256V108H257ZM37 108H36V109H37ZM40 108H41V107H40ZM45 108H47V107H45ZM50 108H51L50 112H52V111H53V112L56 111L54 107H53V108L50 107ZM56 108H57V107H56ZM59 108H60V107H59ZM65 108H66V106H65ZM106 108H108V107H106ZM114 108H115V107H114ZM121 108H122V107H121ZM121 108H120V109H121ZM125 108H126V112H124V110H120V109H119L118 111L115 112V114H114L115 116H114V117H117L118 119H120L123 115H126V116L130 117L131 114H132V112H133L132 109H131L130 107H125ZM156 108H158V107H156ZM189 108H190V107H189ZM189 108H187L188 111H189ZM253 108H254V107H253ZM11 109L13 110V108H11ZM19 109H20V108H19ZM33 109H35V108L33 107ZM33 109H32V110H33ZM48 109H49V108H48ZM61 109H62V108H61ZM63 109H64V108H63ZM108 109H109V108H108ZM122 109H123V108H122ZM150 109H151V108H150ZM161 109H162V108H161ZM9 110H10V109H9ZM22 110H23V109H22ZM41 110H42V109H41ZM44 110H45V109H44ZM76 110H77V109H76ZM76 110H75V111H76ZM116 110H117V109H116ZM139 110H140V109H139ZM158 110H159V109H158ZM158 110H157V111H158ZM199 110H202V109H199ZM23 111H24V110H23ZM37 111H38V110H37ZM70 111H71V110H70ZM108 111H109V110H108ZM108 111H107V112H108ZM152 111H153V110H152ZM152 111H150V112H152ZM155 111H156V110H155ZM159 111H160V110H159ZM0 112H1V111H0ZM9 112H10V111H9ZM12 112H13V111H12ZM27 112H28V111H27ZM109 112L112 113V111H109ZM109 112H108V113H109ZM142 112H144V111H142ZM165 112H166V111H165ZM165 112H164V113H165ZM167 112H168V111H167ZM185 112H186V111H185ZM21 113H22V112H19V111H16V110H15L14 115H12V116L15 117V119H16V117L20 118ZM48 113H49V112H48ZM57 113H59V112L57 111ZM91 113H92V112H91ZM108 113H107V114H108ZM153 113H154V112H153ZM160 113H161V112H160ZM164 113H163V114H164ZM0 114H1V113H0ZM7 114H8V113H7ZM11 114H12V113H11ZM52 114H53V113H52ZM54 114H56V113H54ZM59 114H60V113H59ZM107 114H106V115H107ZM137 114H138V112H137ZM142 114H144V113H142ZM161 114H162V113H161ZM4 115H5V114H4ZM9 115H10V114H8V116H9ZM75 115H76V114H75ZM75 115H74V116H75ZM92 115H93V114H92ZM101 115H102V114H101ZM101 115H100V116H101ZM109 115H110V113H109ZM151 115H152V114H151ZM165 115H166V114H165ZM165 115H164V116H165ZM1 116H2V115H1ZM8 116H7V117H8ZM12 116L9 117V118H12ZM48 116H49V115H48ZM53 116H54V115H53ZM58 116H59V115H58ZM71 116H72V115H71ZM100 116H98V117L100 118ZM111 116H112V115H111ZM134 116H135V113H134ZM188 116H189V115H188ZM28 117H29V116H28ZM65 117H66V116H65ZM96 117H97V116H96ZM96 117H95V118H96ZM101 117H104V114H103V116H101ZM137 117H138V116H137ZM157 117H158V116H157ZM2 118H3V117H2ZM30 118H31V117H30ZM41 118H42V117H41ZM49 118H50V117H49ZM95 118H93V119H95ZM143 118H144V117H143ZM180 118H182V117H180ZM191 118H192V117H191ZM7 119H8V118H7ZM36 119H37V118H36ZM84 119H85V118H84ZM96 119H97V118H96ZM101 119H102V118H101ZM101 119H100V120H101ZM153 119H154V118H153ZM160 119H161V118H160ZM186 119H187V117H186ZM0 120H1V118H0ZM8 120H9V119H8ZM21 120H22V119H21ZM25 120H26V119H25ZM33 120H34V119H33ZM74 120H75V119H74ZM134 120H135V119H134ZM147 120H148V119H147ZM147 120H144V121L146 122ZM150 120H151V119H150ZM150 120H149V121H150ZM156 120H157V119H156ZM178 120H179V119H178ZM182 120H184V119H182ZM190 120H191V119H190ZM29 121H30V120H29ZM42 121H43V120H42ZM75 121H76V120H75ZM84 121H85V120H84ZM92 121H93V120H92ZM98 121H99V120H98ZM102 121H103V120H102ZM102 121H100V122L102 123ZM104 121L106 122L107 120H104ZM129 121H130V120H129ZM129 121H128V122H129ZM138 121H139V120H138ZM256 121L258 122V120H256ZM1 122H2V121H1ZM33 122H35V121H33ZM85 122H86V121H85ZM96 122H97V120H96ZM105 122H104V123H105ZM109 122H110V121H109ZM109 122H108V123H109ZM177 122H178V121H177ZM183 122H184V121H183ZM2 123H4V122H2ZM17 123H18V122H17ZM19 123H20V122H19ZM87 123H88V122H87ZM119 123H120V122H119ZM175 123H176V121H175ZM8 124H9V123H8ZM12 124H14V123H12ZM12 124H10V125H12ZM76 124H77V123H76ZM78 124H79V122H78ZM90 124H91V123H90ZM90 124H88V125H90ZM97 124H98V123H97ZM102 124H103V123H102ZM117 124H118V123H117ZM145 124H146V123H145ZM145 124H144V125H145ZM192 124H193V123H192ZM192 124L190 123V125H192ZM2 125H3V124H2ZM86 125H87V124H86ZM95 125H96V124H95ZM121 125H122V124H121ZM125 125H126V124H125ZM134 125H135V124H134ZM144 125H142V126H144ZM174 125H175V124H174ZM257 125H258V124H257ZM17 126H18V125H17ZM19 126H20V125H19ZM116 126H117V125H116ZM119 126H120V125H119ZM122 126H123V125H122ZM126 126H127V125H126ZM132 126H133V125H132ZM136 126H137V125H136ZM136 126H135L134 128H136ZM169 126H170V125H169ZM175 126H176V125H175ZM182 126H184V124H182L181 127H182ZM187 126H188V125H187ZM187 126H186V129H187ZM192 126H194V125H192ZM192 126H191V129H192V131H193ZM249 126H250V125H249ZM15 127H16V126H15ZM20 127H21V126H20ZM107 127H108V126H107ZM110 127H111V126H110ZM137 127H138V126H137ZM152 127H153V126H152ZM251 127H252V126H251ZM261 127H262V126H261ZM2 128H4V127H2ZM85 128H86V127H85ZM88 128H89V127H88ZM97 128H99V127H97ZM108 128H109V127H108ZM171 128H172V127H171ZM177 128H178V127H177ZM254 128H255V127H254ZM254 128H253L252 130H254ZM259 128H260V127H259ZM81 129H83V128H81ZM81 129H80V130H81ZM91 129H92V128L90 127L89 130H91ZM111 129H112V128H111ZM114 129H115V127H114ZM124 129L126 130V128H124ZM148 129H150V127H149ZM155 129H157V128H154V130H155ZM181 129H182V128H181ZM257 129H258V128H257ZM260 129H261V128H260ZM2 130H3V132L5 133V131H4L5 129H2ZM15 130H16V129H15ZM83 130H85V129H83ZM101 130H102V129H101ZM120 130H121V132H122L123 129H120ZM262 130H263V128H262ZM49 131H50V130H49ZM98 131H99V130H98ZM103 131H104V130H103ZM113 131H114V130H113ZM113 131H112V133H113ZM127 131H128V130H127ZM132 131H133V130H132ZM132 131H131V133H132ZM137 131H138V130H137ZM167 131H168V130H167ZM178 131H179V130H178ZM189 131H190V130H189ZM194 131H195V129H194ZM242 131H243V130H242ZM8 132H9V134H10V131H9V130H8ZM15 132H16V131H15ZM81 132H84V131L81 130ZM110 132H111V131H110ZM133 132H134V131H133ZM135 132H136V131H135ZM135 132H134V133H135ZM140 132H141V131H140ZM182 132L185 133L184 131H182ZM190 132H191V131H190ZM43 133H44V132H43ZM79 133H80V132H79ZM101 133H102V132H101ZM103 133H104V132H103ZM116 133H117V132H115L114 134H116ZM119 133H120V131H119ZM123 133H125V132H123ZM123 133H122V134H123ZM143 133H145V132H143ZM172 133H173V132H172ZM37 134H38V133H37ZM37 134H36V135H37ZM39 134H41V133H39ZM124 135H125V134H124ZM10 136H11V135H10ZM15 136H17V135H15ZM5 137H6V136H5ZM34 137H35V136H34ZM40 137H41V136H40ZM3 138H4V137H3ZM120 138H121V137H120ZM4 139H5V138H4ZM8 139H9V137H8ZM11 139H12V138H11ZM14 139H15V138H14ZM34 139H35V138H34ZM0 140H2V139H0ZM119 140H120V139H119ZM6 141H7V140H6ZM32 141H33V140H32ZM36 141H37V140H36ZM20 142H21V141H20ZM37 142H38V141H37ZM134 142H137V141L135 140ZM7 143H8V142H7ZM34 143H35V142H34ZM131 143H132V142H131ZM5 144H6V143H5ZM7 145H8V144H7ZM33 145H34V144H33ZM33 145H32V146H33ZM11 146H12V145H11ZM11 146H10V147H11ZM8 147H9V146H8ZM23 147H25V146H23ZM36 148H37V146H36ZM39 148H40V147H39ZM41 148H42V147H41ZM6 150H8V149H6ZM23 150H24V149H23ZM13 151H14V149H13ZM16 151H17V150H16ZM20 151H21V150H20ZM26 151H27V149H26ZM10 152H11V151H10ZM14 152H15V151H14ZM14 152H13V153H14ZM13 153H11V154L13 155ZM15 153H16V152H15ZM21 153H22V151H21ZM6 155H9V154H6ZM18 155H19V154H18ZM0 156H1V155H0ZM24 156H25V155H24ZM8 159H9V158H8ZM29 159H30V158H29ZM1 160H2V159H1ZM4 160H5V158H4ZM30 160H31V159H30ZM6 161H7V159H6ZM0 162H1V161H0ZM4 163H6V162H4ZM7 164H8V163H7ZM13 165H14V164H13ZM20 165H21V164H20ZM26 165H27V164H26ZM3 166H4V165H3ZM23 166H24V164H23ZM21 167H22V166H21ZM26 167H27V166H26ZM8 168H11V166L8 167ZM8 168H7L6 170H8ZM0 169H2V168H0ZM17 169H18V168H17ZM18 170H19V169H18ZM15 171H16V170H15ZM2 172H3V171H2ZM5 173H6V172H5ZM7 174H8V173H7ZM1 175H2V173H1ZM3 175H5V174H3ZM9 175H10V174H9ZM5 178H6V177H5Z\"/></svg>","mask_w":264,"mask_h":264}]
</instances>
